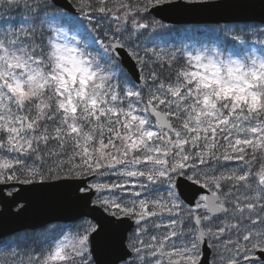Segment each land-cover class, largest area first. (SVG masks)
<instances>
[{"label": "snow or ice", "instance_id": "6c2138e0", "mask_svg": "<svg viewBox=\"0 0 264 264\" xmlns=\"http://www.w3.org/2000/svg\"><path fill=\"white\" fill-rule=\"evenodd\" d=\"M40 203L0 264H264V0H0V224Z\"/></svg>", "mask_w": 264, "mask_h": 264}, {"label": "water", "instance_id": "95a60500", "mask_svg": "<svg viewBox=\"0 0 264 264\" xmlns=\"http://www.w3.org/2000/svg\"><path fill=\"white\" fill-rule=\"evenodd\" d=\"M247 14L234 9H207L197 13H162L157 12L156 18L163 19L169 24H204V23H243ZM61 209L47 204H34L29 211L20 218L9 217L5 223L0 224V240L8 237L15 231L34 230L45 220L51 219Z\"/></svg>", "mask_w": 264, "mask_h": 264}, {"label": "rangeland", "instance_id": "374dc122", "mask_svg": "<svg viewBox=\"0 0 264 264\" xmlns=\"http://www.w3.org/2000/svg\"><path fill=\"white\" fill-rule=\"evenodd\" d=\"M170 26H172V28L174 30L172 33L166 34L167 38L170 42V45L181 46L182 44H191L192 43V40H189L188 38H186V35L184 33L185 29L192 27V26H177L178 28H175V26H173V25H170ZM182 34L184 36H182ZM177 35H179V36H177Z\"/></svg>", "mask_w": 264, "mask_h": 264}, {"label": "trees", "instance_id": "16d2710c", "mask_svg": "<svg viewBox=\"0 0 264 264\" xmlns=\"http://www.w3.org/2000/svg\"><path fill=\"white\" fill-rule=\"evenodd\" d=\"M195 27V26H194ZM175 28H178L177 26H175ZM177 36H179V35H177ZM182 36H184L183 34H182ZM187 37V36H186Z\"/></svg>", "mask_w": 264, "mask_h": 264}]
</instances>
